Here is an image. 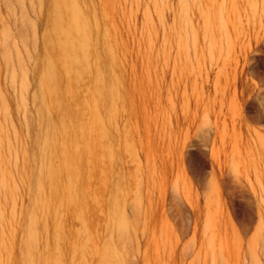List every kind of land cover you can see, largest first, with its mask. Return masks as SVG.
I'll use <instances>...</instances> for the list:
<instances>
[{
    "label": "rangeland",
    "instance_id": "rangeland-1",
    "mask_svg": "<svg viewBox=\"0 0 264 264\" xmlns=\"http://www.w3.org/2000/svg\"><path fill=\"white\" fill-rule=\"evenodd\" d=\"M49 2L0 0V264H264V0H78L73 151L42 150Z\"/></svg>",
    "mask_w": 264,
    "mask_h": 264
},
{
    "label": "bare ground",
    "instance_id": "bare-ground-1",
    "mask_svg": "<svg viewBox=\"0 0 264 264\" xmlns=\"http://www.w3.org/2000/svg\"><path fill=\"white\" fill-rule=\"evenodd\" d=\"M43 39V67L37 87V98L43 99L44 93L51 98L52 106L57 110L56 122L45 111L38 109L44 126L42 150L50 149L55 138L66 139L65 147L73 151L79 128L75 124L77 114L75 105V86L87 73L94 68L99 74V56L93 50L91 28L83 17L78 0H50L47 11V22ZM94 58L95 63L92 62ZM68 171L71 176L73 173ZM52 172L51 168L47 169ZM41 201V200H40Z\"/></svg>",
    "mask_w": 264,
    "mask_h": 264
}]
</instances>
